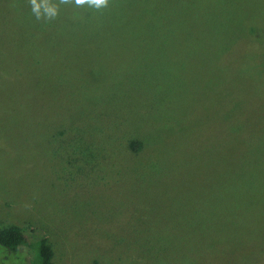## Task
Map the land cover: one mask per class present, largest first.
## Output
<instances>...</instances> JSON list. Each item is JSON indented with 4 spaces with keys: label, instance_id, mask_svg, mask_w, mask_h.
<instances>
[{
    "label": "rangeland",
    "instance_id": "obj_1",
    "mask_svg": "<svg viewBox=\"0 0 264 264\" xmlns=\"http://www.w3.org/2000/svg\"><path fill=\"white\" fill-rule=\"evenodd\" d=\"M168 1L78 9L67 37L28 0H0V230L45 234L53 264H264L261 170L234 152L252 138L264 153V129L243 122L235 136L246 138L228 147L244 113L226 114L221 87L260 70L228 48L250 25L264 39V0ZM158 10L164 26L148 27ZM105 13L126 14L130 41L97 38ZM149 76L175 85L148 100ZM29 252L0 248V264H35Z\"/></svg>",
    "mask_w": 264,
    "mask_h": 264
},
{
    "label": "trees",
    "instance_id": "obj_2",
    "mask_svg": "<svg viewBox=\"0 0 264 264\" xmlns=\"http://www.w3.org/2000/svg\"><path fill=\"white\" fill-rule=\"evenodd\" d=\"M14 4L12 6L15 7V9L20 8L19 3L17 2V0H14ZM177 2V0H169L167 2V4L169 3V6H173L175 3ZM29 3V0H28ZM17 6H16V5ZM124 4H118L115 6H122L125 5ZM1 6H3L2 4H0ZM10 4L7 0V4L6 7H8ZM111 5V4H110ZM258 5V4H257ZM113 6V5H112ZM72 12H67V11H60L58 17L53 20V22H55V24H53L55 26V29H59L61 31L64 32V34L67 37H71L73 31H77V27L78 24L80 23V13L78 11V9L76 10H71ZM188 12V14H191V11H186ZM110 14L105 13V15L103 16V14H101V20L99 23V26H97V30H98V34H100L101 36L97 35V38H99V40H103V41H107L106 39H111L114 38V35H117V37H121L120 39H124L125 41H130L131 37L133 35V31L134 29L132 28V26L129 24L128 21H122L124 16H126V14H124L123 16H118L115 17L113 19H109ZM163 14L162 12H159V10L156 13H151L148 17L145 18V22L146 25L149 26H153L151 28H155L156 26L159 28H162V25L164 26V23H162V21L160 22V20H162ZM173 20H175L172 17ZM166 20V19H165ZM251 20V18H250ZM165 22V21H164ZM162 25H161V24ZM250 24H252L249 21ZM106 25H108L109 27H111L112 31L107 29ZM136 30H137V26ZM134 27V28H135ZM254 27V26H253ZM252 25H250L249 30L247 31V33L244 35V38L241 41L235 42V41H231L230 42V48H228V50L231 51V53H236L235 55H237L239 58L236 59L237 61V65L239 63H243L244 65H247V60H251V62H258V66L260 67V70H250L249 73L246 72L245 70H239L240 73H234V74H230L228 81L226 82H222V89L228 91L229 96H230V102L228 107H225V112L227 113H233V114H241L244 113L243 116H240L241 119L238 120V122H234L232 126H229L230 129V134H231V139H230V143L228 145L231 146L235 141H240L242 139H245L243 137L235 136L237 134L235 133H239L237 131V127L242 124L243 122H246L248 120H252L251 124H254L255 121H258L262 124V128L264 129V117L262 116L261 112H264V66L260 65L261 64V60L257 59V61H252V59H255L257 57V55L259 53H262L264 55V39L262 37H260L262 39L261 42H258L255 40V38H259L256 37L255 34V30L253 29ZM96 30V31H97ZM113 33V34H112ZM262 35V34H261ZM75 37V36H73ZM115 40V39H113ZM242 44H245V47H242ZM139 47H134V49H136L137 51H140L138 49ZM102 49V48H100ZM99 55H102V51L98 52ZM226 52L221 55L218 56V58H223L224 60L226 59ZM253 55V56H251ZM230 56V55H229ZM256 56V57H254ZM244 57V58H243ZM246 57V59H245ZM102 58V57H101ZM235 60V59H234ZM241 75L243 78H241ZM216 78H213L212 80L214 81L215 84H217L218 86L220 85L219 83V77L215 76ZM246 80H245V79ZM148 82L149 84L152 86V89H149L147 92L148 94H146V96L148 97V100L153 99V97L157 96V93H161V91H164V86H167V84L170 85V87H174V82L173 81H164L162 79V77H158V76H149L148 78ZM182 84V81H181ZM217 86V87H218ZM216 88V87H215ZM156 89V92L154 91ZM254 92H257V96L255 98L252 97V94ZM256 99V103H253V99ZM258 99V100H257ZM252 105H255V107H253ZM171 108V104L170 106H168V109ZM166 109V110H168ZM163 111H165V109L163 108L161 114L163 113ZM224 112V113H225ZM237 115V116H238ZM165 114L162 115V117H164ZM261 118V119H259ZM255 120V121H254ZM177 123V121L175 122V124ZM178 124V123H177ZM179 125V124H178ZM165 126V125H164ZM249 126V127H250ZM166 127V126H165ZM252 129V128H251ZM251 129L249 128L248 130L251 131ZM245 131H242V133ZM159 138V136H158ZM160 140H162L163 138H159ZM164 140V139H163ZM251 141L252 138L249 139H245V145L244 150H241L242 146H236L234 148V152L236 154H241L244 157H247V155H252V161H251V165L252 168L254 169V172L261 170V183L262 185H264V153H260L259 151L254 152L251 147H249V144L252 143ZM260 144L264 145V138L262 137V139L260 140ZM142 143L138 142V141H132L130 144V149L132 150L133 153H138V152H143V147H142ZM247 149V150H246ZM246 150V151H245ZM170 150H167L166 152H168ZM233 151V149L230 150L229 154L231 155V152ZM245 151V152H243ZM243 152V153H242ZM247 154V155H246ZM165 158L167 157V154H165V156H163ZM206 165L211 166V164L205 160ZM212 167V166H211ZM255 174V173H254ZM234 183L235 179L232 178V180ZM250 181V179L248 181L244 180L242 182L241 185H245ZM261 192L263 193L261 196L264 198V188L260 189ZM261 203L260 205L264 206V199L260 200ZM37 237L34 236L32 233L29 232H23L20 229H16L14 227H6L4 229L0 230V248L7 250V251H11L14 252L16 250H18L19 248H22L24 246L30 247V252L33 254V261L35 264H53V253L50 249H48L46 247V235L41 233L38 241L36 239ZM182 264H185L186 262L184 261V258L181 259ZM186 264H189L188 262Z\"/></svg>",
    "mask_w": 264,
    "mask_h": 264
},
{
    "label": "clouds",
    "instance_id": "obj_3",
    "mask_svg": "<svg viewBox=\"0 0 264 264\" xmlns=\"http://www.w3.org/2000/svg\"><path fill=\"white\" fill-rule=\"evenodd\" d=\"M29 5L37 21L50 22L58 17L61 6L100 11L108 7L109 0H29Z\"/></svg>",
    "mask_w": 264,
    "mask_h": 264
}]
</instances>
